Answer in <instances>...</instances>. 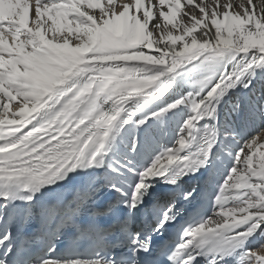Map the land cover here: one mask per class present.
<instances>
[{
    "label": "snow or ice",
    "instance_id": "6c2138e0",
    "mask_svg": "<svg viewBox=\"0 0 264 264\" xmlns=\"http://www.w3.org/2000/svg\"><path fill=\"white\" fill-rule=\"evenodd\" d=\"M258 73L264 0H0V264H264V94L232 98ZM184 108L147 166L121 157Z\"/></svg>",
    "mask_w": 264,
    "mask_h": 264
},
{
    "label": "bare ground",
    "instance_id": "6f19581e",
    "mask_svg": "<svg viewBox=\"0 0 264 264\" xmlns=\"http://www.w3.org/2000/svg\"><path fill=\"white\" fill-rule=\"evenodd\" d=\"M257 2H258V0H257ZM242 55H244V54L241 53L240 56H242ZM238 58H239V56H238ZM189 67H191V66H189ZM262 75H264V73H262ZM180 79H181V77L179 78V80ZM185 79H192V77H188V78L186 77ZM179 80H178V87L184 88L185 85L183 83L181 84L179 82ZM263 87L264 86H261L260 83L259 84L254 83V86H253V88L255 90H257V88L261 89V90H259L260 91L259 93L262 92ZM196 90H198V89H194L193 92H195ZM237 91L241 92L242 94H240V95H242L243 97H246L248 95V93H249L248 91H243V90H239V89ZM187 92H188V90H186L185 93H187ZM236 95H239V93L238 94H234L232 96V98L234 99ZM248 97L252 98L253 96H251V93H249ZM257 98H258V96H257ZM223 111L227 112L228 111L227 107H224ZM187 115H188V109L184 108V109H182V112H178L177 114L171 115L170 117H165V121H164V125L165 126H164L163 130L160 129L159 124H156L154 127H152L149 130L148 133H145V132H142V131L138 130L137 131V136H138V138L141 141V145H140L138 154L137 153H130V150L126 147V145H128L130 143V139H131L130 131L122 132L121 135L119 137H117V145L119 147V150H120V153H121V157L128 156L129 159H132L133 162L136 165H138V163L140 161V158L142 156H144V155L147 156V157L151 156V158H152V156H154L155 154H157L159 152L160 148L157 145L163 144V145L171 146V144L174 142V140L176 138V132L178 131L179 125L183 122V120L187 117ZM128 127L129 126H126V128H128ZM256 127H257V125L255 123H253L247 129L248 133L251 134V133L255 132L256 131ZM165 132L167 133V136H164ZM221 153H224V152L221 151ZM151 158L149 159L148 164L151 162ZM218 160L221 161L220 153H219V159ZM231 163H232V161H231ZM231 163H230L229 167L231 166ZM217 164H219V162L217 161V163H216L214 161V167L216 169L217 174H219L220 171H219V168L216 167ZM205 170L206 169H202L201 172L205 171ZM210 170L211 169H209V171ZM98 171H103V170H98ZM226 173H227V171L224 173V175ZM199 174L200 173H198L197 175H199ZM224 175H223L222 179L217 182V184L222 182V180L224 178ZM128 176H130V175H128ZM187 179H193V177H186L183 183H186ZM162 187H163V185L161 183H159V182H157L155 184V192L157 194V197H160V196L163 195L162 192H163L164 189L159 190ZM158 191H162V192H160L158 194ZM210 192H213L214 193V197H215V195L217 193V189L216 188H210ZM207 203H208L209 206H211V211L213 212V210H214L213 209V200L212 199L211 200L208 199ZM207 203H206V205H207Z\"/></svg>",
    "mask_w": 264,
    "mask_h": 264
},
{
    "label": "rangeland",
    "instance_id": "374dc122",
    "mask_svg": "<svg viewBox=\"0 0 264 264\" xmlns=\"http://www.w3.org/2000/svg\"><path fill=\"white\" fill-rule=\"evenodd\" d=\"M195 78H198V74H197V76L195 77ZM255 83V82H254ZM254 86V85H253ZM255 90V89H254ZM259 90H261L260 88H257V90H255V92H256V96H253L251 99H252V103H255L256 102V100L259 98V96L260 95H262V94H264V87H263V90H262V92L261 93H259L260 91ZM186 94V93H185ZM247 96H249V93H248V95ZM257 96H258V98H257ZM211 214H212V212H211Z\"/></svg>",
    "mask_w": 264,
    "mask_h": 264
}]
</instances>
